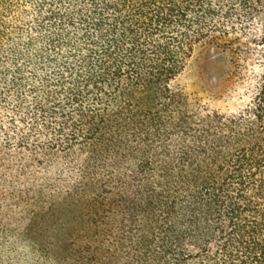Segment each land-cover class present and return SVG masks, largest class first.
Instances as JSON below:
<instances>
[{
	"label": "trees",
	"instance_id": "obj_1",
	"mask_svg": "<svg viewBox=\"0 0 264 264\" xmlns=\"http://www.w3.org/2000/svg\"><path fill=\"white\" fill-rule=\"evenodd\" d=\"M0 197L45 264H264V0H0Z\"/></svg>",
	"mask_w": 264,
	"mask_h": 264
},
{
	"label": "rangeland",
	"instance_id": "obj_2",
	"mask_svg": "<svg viewBox=\"0 0 264 264\" xmlns=\"http://www.w3.org/2000/svg\"><path fill=\"white\" fill-rule=\"evenodd\" d=\"M203 53L204 47L202 45L197 46L185 70L179 75L175 82L179 89L194 98H203L208 95L207 91L209 84L207 82V72L203 63ZM217 105L222 106L223 103L218 101ZM2 200L3 199L0 197V227H5V229L0 228V254L2 257L7 259L15 255L20 261L22 260V262L15 261L8 264H45L43 261L34 259L33 256L29 254L28 249L27 251L25 250L26 247L23 245L19 243L15 245L13 242L14 240L22 242L21 239L16 237L17 234L16 236L14 235L15 232L12 230V227L16 226L19 214H17L16 210L12 207L9 208L7 205L3 207L2 203L5 204L6 202ZM22 215L23 218L27 215V212L25 211ZM12 244H14V250L11 251L9 247H11Z\"/></svg>",
	"mask_w": 264,
	"mask_h": 264
}]
</instances>
